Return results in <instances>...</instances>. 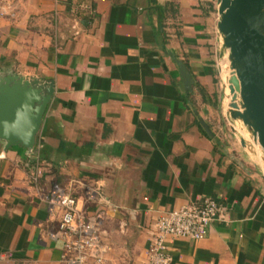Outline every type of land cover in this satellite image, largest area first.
Returning <instances> with one entry per match:
<instances>
[{"label":"crops","instance_id":"crops-1","mask_svg":"<svg viewBox=\"0 0 264 264\" xmlns=\"http://www.w3.org/2000/svg\"><path fill=\"white\" fill-rule=\"evenodd\" d=\"M212 10L211 0H0V74L54 88L32 149L0 140V264H68L51 236L55 185L98 221L103 264H147L155 218L206 197L220 215L202 239H169L171 264H264V179L252 155L200 123L212 125L218 100Z\"/></svg>","mask_w":264,"mask_h":264},{"label":"water","instance_id":"water-1","mask_svg":"<svg viewBox=\"0 0 264 264\" xmlns=\"http://www.w3.org/2000/svg\"><path fill=\"white\" fill-rule=\"evenodd\" d=\"M216 1V27L234 73L230 89L238 94L242 107L239 110L233 103L228 113L231 120H240L249 129L254 143L256 139L264 151V0ZM177 64L182 82L190 91L191 74L184 63ZM53 89L49 81L15 73L0 74V140L6 148L13 145L33 148ZM200 123L209 135L213 134L207 122L201 119ZM231 128L235 134L233 124ZM235 143L248 158L252 155V163L264 179V168L257 161L251 142L240 135Z\"/></svg>","mask_w":264,"mask_h":264},{"label":"built area","instance_id":"built-area-1","mask_svg":"<svg viewBox=\"0 0 264 264\" xmlns=\"http://www.w3.org/2000/svg\"><path fill=\"white\" fill-rule=\"evenodd\" d=\"M50 214H60L58 227L51 233L63 243L68 264H103L105 248L99 243L98 221L86 218L78 200L65 189L52 186L47 196ZM222 206L210 197L161 212L154 220L147 249V264H171L167 242L171 238L202 239Z\"/></svg>","mask_w":264,"mask_h":264},{"label":"rangeland","instance_id":"rangeland-1","mask_svg":"<svg viewBox=\"0 0 264 264\" xmlns=\"http://www.w3.org/2000/svg\"><path fill=\"white\" fill-rule=\"evenodd\" d=\"M212 7H213V18H214V37H213V44H212V55L214 58V68H215V74H216V86H217V94H218V100L215 101V114L213 115V118L211 119L212 125L215 130L214 135L220 140L221 142L225 144H229L230 141L235 142V139L237 136H244L246 140H249L252 144V148L255 151V156L257 158V161L261 164V167L264 168V151L261 149V147L258 145V142L253 141V137L249 131V129L243 125V123L240 120H231L228 110L231 109V104L235 103L238 106L239 110H242V107L239 105L240 100L238 94L235 92L234 89H230V86L233 85L232 82H230L228 85H225L222 82V79L220 77V65L222 63V59L226 58L228 60V50L223 48L222 45V38L217 30L216 23L218 20V3L216 0H211ZM229 61V60H228ZM234 73L232 72V79L233 80ZM232 83V84H231ZM232 92V93H231ZM231 124L236 128L235 134H233ZM212 128V129H213ZM231 136L233 137V140H231ZM256 140V139H255Z\"/></svg>","mask_w":264,"mask_h":264},{"label":"bare ground","instance_id":"bare-ground-1","mask_svg":"<svg viewBox=\"0 0 264 264\" xmlns=\"http://www.w3.org/2000/svg\"><path fill=\"white\" fill-rule=\"evenodd\" d=\"M232 72H233V69L230 68L229 61L226 58L222 59V63L220 65V76H221L222 82L225 85H228L230 82H232V80H231L232 79ZM255 141H257V140H255Z\"/></svg>","mask_w":264,"mask_h":264},{"label":"trees","instance_id":"trees-1","mask_svg":"<svg viewBox=\"0 0 264 264\" xmlns=\"http://www.w3.org/2000/svg\"><path fill=\"white\" fill-rule=\"evenodd\" d=\"M64 146H65V142H64V141H61V142H60V147H59V148L63 149Z\"/></svg>","mask_w":264,"mask_h":264}]
</instances>
